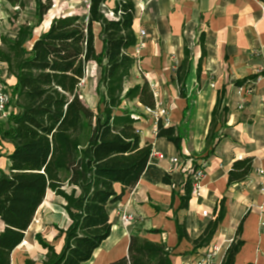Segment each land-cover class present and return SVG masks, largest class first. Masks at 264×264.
Here are the masks:
<instances>
[{
    "label": "trees",
    "instance_id": "1",
    "mask_svg": "<svg viewBox=\"0 0 264 264\" xmlns=\"http://www.w3.org/2000/svg\"><path fill=\"white\" fill-rule=\"evenodd\" d=\"M4 1L19 10L33 4L35 23L0 35V66L7 78L16 79L11 87L16 112L4 124L0 121V158L5 157L11 163L6 169H0V221L3 225L0 264H12V254L25 241L48 192L60 202L68 224L65 228L53 225L57 235L52 241L45 239L42 233L32 236L45 251L41 264H85L112 235L115 222L111 220L108 206L134 190L154 152L152 144L142 145L136 128L138 118L123 109L124 102L134 100L147 109H156L154 93L147 81L127 91L124 89L138 62L129 53L138 45L133 29L138 15L136 0H114L111 14L104 11L111 0H90L84 16L70 14L53 20L48 14L53 0ZM45 23L47 30L42 27ZM94 24L101 26L100 52L95 47ZM199 44L198 85L192 95L188 96L186 89L191 69L187 44L184 60L173 78L180 98L187 102L184 119L193 110V97L201 90L202 65L207 55L204 33L200 35ZM93 65L100 69L95 112L87 106L80 92L81 82ZM254 78L256 76L239 80L235 86H243ZM226 92L224 87L218 93L204 152L185 172L187 177L181 189L173 190L171 208L176 197L178 210L189 208L194 192L193 173L203 162L209 161L225 138L226 117L222 119L228 112L224 105ZM156 137L173 144L185 162L190 159L182 153L184 135L180 127H166L159 119ZM5 143L13 149L10 154L3 153ZM253 170L254 158L235 161L228 173V187L246 180ZM162 182L174 186L169 174L164 175ZM226 201L224 197L216 203L205 230L197 239L189 236L188 221L181 223L176 216L178 242H189L192 252L208 248L226 218ZM244 222L245 217L221 257V264H236V256L245 244L242 240ZM148 233L162 234V231ZM173 252L163 241L130 234L127 254L108 264H172ZM25 264L35 262L27 259Z\"/></svg>",
    "mask_w": 264,
    "mask_h": 264
},
{
    "label": "crops",
    "instance_id": "2",
    "mask_svg": "<svg viewBox=\"0 0 264 264\" xmlns=\"http://www.w3.org/2000/svg\"><path fill=\"white\" fill-rule=\"evenodd\" d=\"M113 6L114 0L109 1L104 7L105 13L111 14ZM137 12L133 29L135 32L145 30L147 36L143 45L129 50L139 65L136 63L132 69L124 89L127 91L145 81L150 84L156 109L166 110L167 116L161 119L163 124L166 127L181 128L184 135L182 153L190 159L185 162L173 144L156 137L157 122L138 100L124 102L123 109L138 118L136 128L140 132L142 145L152 144L154 152L134 190L126 193L121 201L108 206L115 226L110 238L96 253L112 240L113 231L118 227L119 233L110 243H117L115 250L120 253L113 254L112 257H117L105 264L127 254L130 234L165 242L174 249L172 264H198L203 260V254L212 253L215 249L220 251L216 260L217 264H221V257L245 217L242 234L245 244L236 256V264H264V2L151 0L145 2L143 9H137ZM100 31V24H94L95 47L98 52L102 50ZM202 33L205 34L207 55L202 65L199 110L194 115L191 110L184 119L187 102L180 98L173 78L184 60V45L187 44L191 52V69L186 89L188 96L192 95L198 85L197 66L201 57L199 39ZM92 67L97 70L99 79L100 69L96 65ZM251 76L256 78L243 86H235L237 81ZM15 83L16 79L10 78V87ZM224 87L227 90L224 105L228 110L222 119L224 121L226 117L223 131L225 138L221 139L209 161L203 162L206 175L200 183V189L193 192L189 208L178 210L177 197L171 208L173 190L181 189L187 177L185 172L191 169L192 161H198L204 152L211 112L218 93ZM243 88L249 92L241 93ZM93 100L97 105V96ZM187 132L192 134L190 140H187ZM7 145L11 153V145ZM248 157L254 158L253 172L243 182L228 187V173L233 163ZM1 159L4 160L1 162L4 167L0 166V169L11 165L7 158ZM172 159H177L178 163L173 164ZM166 174L171 175L174 186L163 184L162 179ZM224 197L227 199V215L211 245L192 252L193 246L189 242L183 240L179 243L175 217L181 223L187 220L189 236L197 239L205 230L206 219L211 217L216 203ZM155 207L161 210L157 211ZM125 213L133 215L135 220L127 224L130 227L126 230H121L118 219ZM205 213L209 216L205 217ZM150 230H160L162 234H150ZM123 231L127 234L123 235ZM227 241L229 244L223 250Z\"/></svg>",
    "mask_w": 264,
    "mask_h": 264
},
{
    "label": "rangeland",
    "instance_id": "3",
    "mask_svg": "<svg viewBox=\"0 0 264 264\" xmlns=\"http://www.w3.org/2000/svg\"><path fill=\"white\" fill-rule=\"evenodd\" d=\"M53 4L54 5L52 7V11L48 13L49 17H52V20L55 17H60L63 15L73 14L84 16L87 13L85 5L79 4V0H53ZM53 11L54 13H52ZM45 20L46 17L44 18V22ZM33 23H35L33 4H30L25 10H19L18 8L10 7L4 0H0V35L13 33L16 27L22 25L31 26ZM46 25L47 24L45 23L42 26L43 29L46 28ZM40 30L41 29H39L38 31ZM97 78V70L91 67L86 75V78L81 82L80 85V92L83 96L84 102L94 112L96 111V105L93 99L94 97H96V86L99 80ZM0 89H6L11 92L10 78H7L5 72L2 69V66H0ZM200 91L195 94V98L193 97V115L195 113L198 114ZM12 107V109L14 110L15 108L13 104ZM166 116L167 115H165L164 117ZM5 122L6 121H3L2 123L4 124ZM186 136L187 140H190L192 134L187 132ZM3 153H10V149L7 143H5ZM3 161L4 160L2 159L0 160L1 167H4V165H1V162ZM119 219L121 220V216ZM119 219L118 226L121 230H126L125 228L130 227L128 225L124 226L119 221ZM206 220H209V218H207ZM67 221V216L61 209L58 200L52 193H48L44 204L40 207L36 214L35 220L26 235L25 241L22 243V246L19 247L17 251L12 255V264H25V260L27 259L33 260L35 264H41L44 259L45 251L38 246V244L33 240L32 236L36 233H42L45 239H47L48 241H52L57 235V232L53 229V225H58L62 228H65L67 226ZM123 232V235L127 234L126 231ZM114 239L110 240V242H113ZM110 242L106 243L102 247V249L94 255V257L92 258V263L90 262L91 264H105L117 257H112L113 254L120 253L116 251L117 243ZM228 244L229 241L225 242L223 250ZM208 255L211 254H209L208 252L206 254H203V260L210 261L211 259H213L212 255L211 257H209Z\"/></svg>",
    "mask_w": 264,
    "mask_h": 264
},
{
    "label": "built area",
    "instance_id": "4",
    "mask_svg": "<svg viewBox=\"0 0 264 264\" xmlns=\"http://www.w3.org/2000/svg\"><path fill=\"white\" fill-rule=\"evenodd\" d=\"M151 0H136V8L138 10H142L143 9V4L145 2H149ZM80 4L85 5L86 9L88 10L90 7V0H80ZM136 33V36L138 38V45H143V41L147 36V33L145 30H139ZM138 63V62H137ZM139 65V63H138ZM139 70H141V68H139ZM246 94L249 91L248 90H243L241 89V93ZM12 94L10 91L6 90V89H0V121H6L12 113H15L16 110L12 109ZM242 108V107H241ZM147 111L152 114L156 120V122L158 123L159 119H162L165 115H166V110L162 109V110H158L155 109L150 110L147 109ZM172 163L173 164H177L178 160L177 159H172ZM205 166L202 165V167L200 169H198L197 171H195L193 173L192 179L194 181V185H193V190L194 192H196L197 190L200 189V183L201 181L205 178ZM262 173V172H261ZM205 217H208L209 215L207 213H205L204 215ZM135 220V217L131 214H123L121 216V223L126 226L127 224L132 223ZM3 230V225L1 224L0 221V232ZM220 251L218 249H215L212 253H209L212 255V258L210 261L209 260H202L200 261V263L198 264H217V260H216V256ZM211 255H208L209 257H211Z\"/></svg>",
    "mask_w": 264,
    "mask_h": 264
},
{
    "label": "bare ground",
    "instance_id": "5",
    "mask_svg": "<svg viewBox=\"0 0 264 264\" xmlns=\"http://www.w3.org/2000/svg\"><path fill=\"white\" fill-rule=\"evenodd\" d=\"M118 229L117 228H115L114 229V231H113V236H112V238L111 239H114L115 237H116V235L118 234Z\"/></svg>",
    "mask_w": 264,
    "mask_h": 264
}]
</instances>
